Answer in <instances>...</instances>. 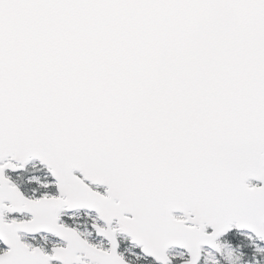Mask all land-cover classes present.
Masks as SVG:
<instances>
[{
    "label": "snow or ice",
    "instance_id": "snow-or-ice-1",
    "mask_svg": "<svg viewBox=\"0 0 264 264\" xmlns=\"http://www.w3.org/2000/svg\"><path fill=\"white\" fill-rule=\"evenodd\" d=\"M0 264H264V0H0Z\"/></svg>",
    "mask_w": 264,
    "mask_h": 264
}]
</instances>
